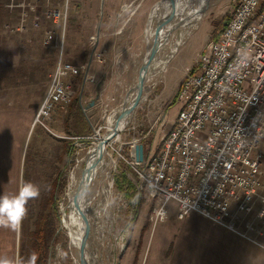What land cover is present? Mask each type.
<instances>
[{"label":"rangeland","instance_id":"rangeland-1","mask_svg":"<svg viewBox=\"0 0 264 264\" xmlns=\"http://www.w3.org/2000/svg\"><path fill=\"white\" fill-rule=\"evenodd\" d=\"M63 1L9 0L6 5V19L0 27L3 34V37L0 36V45L8 47V38L31 27L29 22L32 20L34 23L39 22L37 29L40 32L44 30L54 33V43L47 49L56 51V63L61 56L64 62L83 67L72 80V90L74 97L81 95V101H84L81 109L86 136H93L98 130V135L101 136L106 134L108 117L121 107L137 82L138 71L146 53L144 30L149 13L154 4L163 0H84L81 5L77 2L82 0H69L64 33L61 23H54L52 18L45 16L46 2L50 9H61ZM233 1L206 0L207 5L202 11L201 20L193 22L190 28L181 27L177 23L170 36L159 40L158 50L151 61L154 63L149 67L142 87L141 99L129 118L127 129L122 133L125 142L135 138L143 146L159 145L170 129L169 121L176 118L181 108L177 94L183 77L194 70L205 46L226 25ZM134 17L141 19L139 36L133 34L132 24L138 22ZM137 26L140 25L137 23ZM178 41L180 43L176 46ZM61 44L62 49L56 47ZM175 47L177 50L172 53ZM8 56L7 52L6 59H2L8 62ZM90 103L93 104L89 105ZM62 115L63 111L56 110L52 119L42 121L51 133V140L48 155L43 152L37 157L44 166L42 181L39 180L38 183L40 196L29 201L27 206L28 215L19 233V259L22 253L26 257L24 260L27 259L28 253L23 251L22 245L24 246V241H32L33 232L53 200L54 213L51 214L55 231L45 264H76L77 249L61 227L64 215L62 212L67 213L65 220L69 226V213L66 208L69 201L70 173L78 171L75 168L77 160H82L79 171L83 170L87 151L94 147L95 140L72 141L69 152L65 154L62 139L59 137L68 138L75 133L72 129L64 132ZM113 148L116 150L117 146L114 144ZM258 150L264 153V142L259 144ZM104 157L106 159L107 156ZM29 159L30 154L27 164ZM120 168L115 177L114 192L122 196L121 201L113 198L108 207L105 206L106 196L100 182L103 166L99 168L89 187L88 203L83 201L86 203L84 213L88 222L85 245L88 246L86 251L90 264H150L153 253L157 251V232L163 224L159 223L154 228L150 225L153 222L150 214L154 201L147 196L136 198L132 192V181L127 177L130 175L129 171L124 168L123 163ZM262 172L264 183V169ZM57 174L58 188L50 196L51 185ZM131 202L136 205L134 208L130 206ZM175 208L174 202L167 204L168 218L175 215ZM74 229L83 237L79 226Z\"/></svg>","mask_w":264,"mask_h":264},{"label":"built area","instance_id":"built-area-1","mask_svg":"<svg viewBox=\"0 0 264 264\" xmlns=\"http://www.w3.org/2000/svg\"><path fill=\"white\" fill-rule=\"evenodd\" d=\"M68 2L64 0L61 9H50L46 2L45 16L61 23L63 33ZM54 40V33L48 31L42 46L52 47ZM56 47L62 49V44ZM82 69L58 58L35 125H44L42 121L50 119L57 104L71 101L68 79ZM177 99L181 108L169 121L170 129L155 149L143 151L142 161L134 156L138 140L125 142L122 138L128 124L103 145L105 152H111L102 157L99 154L95 166L98 171L104 168L100 177L105 206L113 198L122 199L114 192V183L123 163L135 197L147 196L154 201L150 214L153 225L165 219L167 204L174 202L177 218L194 213L258 244L261 229L247 217L254 214L264 227V195L259 181L264 153L258 150L264 142V0L233 1L226 25L217 40L205 46L194 70L183 77ZM98 133L74 138L76 142L95 140L87 156L106 135ZM81 163L77 160L75 168ZM94 177L91 180L90 176L87 190Z\"/></svg>","mask_w":264,"mask_h":264},{"label":"crops","instance_id":"crops-1","mask_svg":"<svg viewBox=\"0 0 264 264\" xmlns=\"http://www.w3.org/2000/svg\"><path fill=\"white\" fill-rule=\"evenodd\" d=\"M8 2L9 0H0V27L6 19ZM82 2L84 0L77 4L81 5ZM134 19L140 26H137V23L132 24L133 34L139 36L141 19L140 17ZM29 23L35 26L29 27L22 33H15V37L10 36L7 41L10 44L8 47L0 45V194H14L25 182L40 185L38 183L39 180L42 181L44 166L37 157L43 152L48 155L51 140V133L46 126L35 125L34 120L49 85L50 76L56 67V51L41 46V37H44L48 31L40 32L37 29L38 21L34 23L32 20ZM0 36L3 37L1 29ZM7 52L8 62L2 59V57L6 59ZM76 77L68 79L72 89V80ZM73 99L74 96L68 103L57 104L50 115L52 119L56 110L63 111L64 132L72 129L75 133L68 138L59 137L62 139L65 154L69 152L70 143L74 138L87 135L81 109V103L84 101H81V95H77L81 111L76 112L70 108ZM155 148V145L150 147L144 145L143 151L149 152ZM29 154L30 159L27 164ZM263 169L264 163L259 177L260 193L264 195ZM58 178L57 174L51 185L50 196H53L58 188ZM53 207L52 204V207L48 208L52 213H54ZM46 212L47 209L43 216ZM174 212L176 215V208ZM50 215L52 219V214ZM175 215L168 218L167 211L163 221L155 225L149 223L152 228L159 223L163 224L157 232V251L153 253L150 264H264V227H261L254 214L247 219H251L255 226L261 229V234L257 236L258 244L251 243L200 215L191 213L183 219ZM35 231L31 242L24 241V246L22 245L24 252L28 253V246L34 240ZM19 233L20 228L13 231L0 227V256L19 259ZM22 258H26L23 257V253L20 259Z\"/></svg>","mask_w":264,"mask_h":264},{"label":"bare ground","instance_id":"bare-ground-1","mask_svg":"<svg viewBox=\"0 0 264 264\" xmlns=\"http://www.w3.org/2000/svg\"><path fill=\"white\" fill-rule=\"evenodd\" d=\"M206 5H207L206 0H175V17H174V19L172 22L166 24V26L163 28V30L160 31V33L158 34V33H156L157 22L169 13V11L171 9V5H170V2L168 0H163V1L155 4L150 11L148 23H147V26H146L145 32H144V41L146 44V53L144 55V58L147 55V53L150 51V49L152 48L154 40L157 37L160 40L161 38L165 39L166 37L170 36L171 32H173V30H175L177 23L181 27L190 28L192 26L191 24L193 22H198L199 20H201L203 17L202 11ZM180 22H181V24H180ZM179 43H180L179 41L177 43H175L176 46H178ZM176 50H177L176 47L173 48L172 53L176 52ZM153 63H154V61L152 63H150V65H149L150 68L153 65ZM73 94H74V92L72 90V96H73ZM134 98H135V91H134V88H132L129 91V93L127 94L126 98L124 99L123 108L121 106L117 111L115 110L116 112L114 113V115H111L108 117L107 128H106V129H108V131H111L114 128L115 118L121 113V111H123L124 109H129L131 107ZM129 118H130V116H128L124 120V122L121 126V129L128 124ZM102 141H103V138L99 140V143H101ZM97 153H99L101 157L104 154L109 155V154H107V152L104 151V149H100L98 147H96L93 150V152H91L90 157L86 161L87 167H89V169L92 168L90 171V176L92 178L91 180H93L95 173L99 172V171H97V166H95V168L93 170V166L96 162L95 155ZM77 170L78 171H73L72 173H70V177H69V179H70V189H69V193H68V200L69 201H68V205L66 208V209H68V213H69L68 214L69 226L67 225L66 220H65L67 217V213L62 212L64 215L62 216L61 227L65 230V232H66L68 238L70 239V241L72 242L73 246L77 249L76 264H81V262L79 260L80 259L79 258V249H80V243H81L82 237H81L79 231L75 230L74 228L79 226V229L81 230V234L83 235V222H82L81 218L79 217V211H80V209L81 210L83 209V211L86 213V211H85L86 203L83 201L86 200V202L88 203V201H87L88 190L87 189L83 190V192L81 194V196H82L81 202L77 201L76 204L73 203V197L77 193V190L81 184V181L83 180L81 177L82 172L79 171V168H77ZM88 176H87V179L89 178ZM97 177L98 176H96V178ZM85 183L86 184L88 183L87 180H85ZM69 209H70V212H69ZM86 248H85V259L87 260V263L90 264Z\"/></svg>","mask_w":264,"mask_h":264},{"label":"water","instance_id":"water-1","mask_svg":"<svg viewBox=\"0 0 264 264\" xmlns=\"http://www.w3.org/2000/svg\"><path fill=\"white\" fill-rule=\"evenodd\" d=\"M168 1L170 2L171 9H170V11H169V13L167 15H165L162 19H160L157 22L156 33H158V34L160 33V31L163 30V28L166 26V24L170 23L175 17V0H168ZM159 44H160V41H159V38L157 37L154 40L152 48L150 49V51L145 56L143 64H142V66L140 67V69L138 71L137 82H136V84L134 86L135 98L133 100V103H132L131 107L129 109H124L123 111H121V113L115 118L114 128L111 131H109L103 137V141L101 143H99L98 146H97L98 148L102 149L103 145L106 142H108L109 139H111L114 135L119 134L121 132V130L124 128L123 127L121 129V126H122L124 120L128 116H131L134 108L137 106L139 100L141 99V91H142V87H143V84H144L145 79H146V75H147V72H148V69H149V65H150L151 61L153 60V58L155 57V54H156V52L158 50V47H159ZM91 104H93V103H90V105ZM123 104H122V108H123ZM99 153H97L95 155V159L98 157ZM134 156H135V159L137 161H139V162L142 161V159H143V145L142 144H138V145L135 146V148H134ZM89 157H90V155L87 156V158H89ZM95 164L93 166V170L95 168ZM91 169H89V167H87V166L84 167V170H83V172L81 174V177H82L83 180L81 181V184H80V186H79V188L77 190V193L73 197V203L74 204H76L77 201L81 202V200H82L81 194H82L83 190L84 189L86 190L87 187H88V183L86 184L85 180H87V182H89ZM87 176L89 177L88 179H87ZM79 217L81 218V220L83 222V237H82L81 243H80L79 258H80L81 264H88L87 260L85 259V248H86V246H85V238H86V233H87V230H88V222H87V219L85 217V213H84L83 209L82 210L80 209Z\"/></svg>","mask_w":264,"mask_h":264},{"label":"clouds","instance_id":"clouds-1","mask_svg":"<svg viewBox=\"0 0 264 264\" xmlns=\"http://www.w3.org/2000/svg\"><path fill=\"white\" fill-rule=\"evenodd\" d=\"M39 196L40 188L32 182L23 183L14 194H0V227L18 230L28 215L29 201L38 199ZM37 260L35 252L26 260L0 256V264H37Z\"/></svg>","mask_w":264,"mask_h":264},{"label":"trees","instance_id":"trees-1","mask_svg":"<svg viewBox=\"0 0 264 264\" xmlns=\"http://www.w3.org/2000/svg\"><path fill=\"white\" fill-rule=\"evenodd\" d=\"M219 34L220 32L215 36V39L213 41L217 40ZM70 108L74 109L76 112L81 111L78 106L77 95L72 100ZM52 204H54V201L52 202ZM51 213H52L51 209H48L45 215L43 216L41 222L39 223V226L37 227V230L34 233V240L28 248V257L33 252L37 254L38 256L37 264H45L46 257L48 255V251L51 245L50 241L55 231L54 225L52 223V219H50Z\"/></svg>","mask_w":264,"mask_h":264}]
</instances>
